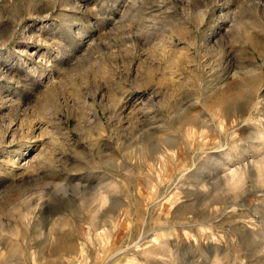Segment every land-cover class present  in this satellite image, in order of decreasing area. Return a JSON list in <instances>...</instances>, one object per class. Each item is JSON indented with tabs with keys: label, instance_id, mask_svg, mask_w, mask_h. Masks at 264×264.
<instances>
[{
	"label": "rangeland",
	"instance_id": "374dc122",
	"mask_svg": "<svg viewBox=\"0 0 264 264\" xmlns=\"http://www.w3.org/2000/svg\"><path fill=\"white\" fill-rule=\"evenodd\" d=\"M263 165L264 0H0V264H264Z\"/></svg>",
	"mask_w": 264,
	"mask_h": 264
},
{
	"label": "bare ground",
	"instance_id": "6f19581e",
	"mask_svg": "<svg viewBox=\"0 0 264 264\" xmlns=\"http://www.w3.org/2000/svg\"><path fill=\"white\" fill-rule=\"evenodd\" d=\"M263 167H264V165H263ZM261 172V171H260Z\"/></svg>",
	"mask_w": 264,
	"mask_h": 264
}]
</instances>
